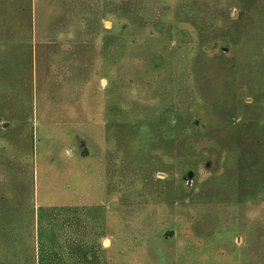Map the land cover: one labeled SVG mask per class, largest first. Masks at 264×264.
Here are the masks:
<instances>
[{"label": "rangeland", "instance_id": "374dc122", "mask_svg": "<svg viewBox=\"0 0 264 264\" xmlns=\"http://www.w3.org/2000/svg\"><path fill=\"white\" fill-rule=\"evenodd\" d=\"M0 264H264V0H0Z\"/></svg>", "mask_w": 264, "mask_h": 264}]
</instances>
